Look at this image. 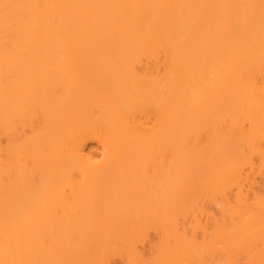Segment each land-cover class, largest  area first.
<instances>
[{
    "label": "bare ground",
    "instance_id": "obj_1",
    "mask_svg": "<svg viewBox=\"0 0 264 264\" xmlns=\"http://www.w3.org/2000/svg\"><path fill=\"white\" fill-rule=\"evenodd\" d=\"M260 84L264 0H0V264L254 257L264 198L228 192L264 151ZM208 184L232 211L200 240ZM173 212L194 231L146 261L141 228Z\"/></svg>",
    "mask_w": 264,
    "mask_h": 264
},
{
    "label": "rangeland",
    "instance_id": "obj_2",
    "mask_svg": "<svg viewBox=\"0 0 264 264\" xmlns=\"http://www.w3.org/2000/svg\"><path fill=\"white\" fill-rule=\"evenodd\" d=\"M255 90V93L259 96H264V85L260 84L256 87H253ZM250 89L247 88L245 90ZM234 110L231 108L226 109V115L230 118L234 113ZM248 123L249 121L246 120ZM208 134L210 136V132L204 133V138L208 140L210 137H208ZM208 137V138H207ZM210 141V140H208ZM254 161V168H251L249 165L245 166L242 171L243 175L239 178L240 185H233L232 188L229 190V195L232 198L231 205L235 206L237 204V200L235 197L236 192L242 188L244 192L247 194V199L250 202H254L256 199V196L264 198V151L258 152L251 156ZM209 171H212V167L205 168L204 175L207 176ZM156 175V174H155ZM159 176V175H158ZM211 181V180H210ZM143 187L141 188L142 191H146L147 189V183L142 184ZM209 186L204 187V192L200 196V200L198 204L205 207L207 213H202L200 215L201 219V226H198L196 233L200 240L204 238V228L203 226H208L210 228L213 227L214 222L216 219H221L224 216L230 217L231 215V205L227 203L226 198L224 195L219 194L218 196L214 195V192L210 190V184ZM57 187L60 189H64L66 187L65 184L57 183ZM92 186H90V189ZM106 186L97 184L94 188V192L100 193L107 191ZM144 189V190H143ZM69 191L68 189H66ZM143 192V193H144ZM177 199V198H176ZM140 207L142 203H139ZM172 219L173 225H169L167 227H162L157 222V219L155 218V215L148 216V220L144 227L140 230V241L138 243L140 250L142 251L144 258L146 261H150L152 259H155L154 254L157 252V248L162 247L165 241L169 238L170 233L173 231L182 232L184 230V227L187 226V228L190 231H194V222L196 220H193L192 217L188 220H186L185 216L181 214H176L173 212V214L170 216ZM248 249L253 251L256 255L252 257L246 250L243 251V249H239V253L236 257V263L237 264H264V238L260 237L256 240L255 243L248 246ZM205 257L207 260V263H213V261L216 259L218 262L222 263L225 261L223 259L222 254L215 255L212 249L208 250L205 253ZM132 259L126 254L124 251H117L114 250L108 259V264H132Z\"/></svg>",
    "mask_w": 264,
    "mask_h": 264
}]
</instances>
